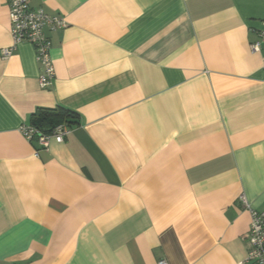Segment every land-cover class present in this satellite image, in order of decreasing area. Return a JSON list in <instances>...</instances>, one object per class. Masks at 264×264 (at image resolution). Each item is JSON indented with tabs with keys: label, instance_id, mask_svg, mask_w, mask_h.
Returning a JSON list of instances; mask_svg holds the SVG:
<instances>
[{
	"label": "crops",
	"instance_id": "crops-1",
	"mask_svg": "<svg viewBox=\"0 0 264 264\" xmlns=\"http://www.w3.org/2000/svg\"><path fill=\"white\" fill-rule=\"evenodd\" d=\"M54 68L0 0V264H240L264 210V0H29ZM13 47L3 59L1 49ZM79 125L47 150L38 107Z\"/></svg>",
	"mask_w": 264,
	"mask_h": 264
},
{
	"label": "built area",
	"instance_id": "built-area-1",
	"mask_svg": "<svg viewBox=\"0 0 264 264\" xmlns=\"http://www.w3.org/2000/svg\"><path fill=\"white\" fill-rule=\"evenodd\" d=\"M8 8L9 31L13 43L28 42L33 45L37 60L40 63V74L38 83L41 88L51 84L54 77V68L49 55L50 40L47 30L55 31L65 27L66 22L63 17L47 13L42 7L32 8L29 0H3ZM258 40L251 44V49L259 50L260 44L264 42V21L262 28L258 30ZM13 47L1 49V57L8 58ZM65 124L57 125L51 132L46 133L30 125L22 124L20 130L23 136L29 141H36L41 149L47 150L51 140L62 142L65 134L69 132ZM250 211V224L247 233L248 250L240 261V264H264V210L257 211L251 209L243 195L238 197ZM158 264H166L165 260H160Z\"/></svg>",
	"mask_w": 264,
	"mask_h": 264
},
{
	"label": "trees",
	"instance_id": "trees-1",
	"mask_svg": "<svg viewBox=\"0 0 264 264\" xmlns=\"http://www.w3.org/2000/svg\"><path fill=\"white\" fill-rule=\"evenodd\" d=\"M29 124L49 133L59 124H65L69 128L79 125V115L76 111L61 105L54 108L38 107L31 114Z\"/></svg>",
	"mask_w": 264,
	"mask_h": 264
}]
</instances>
